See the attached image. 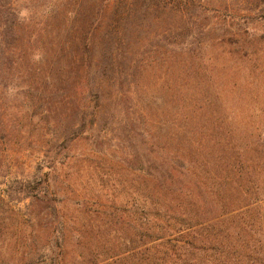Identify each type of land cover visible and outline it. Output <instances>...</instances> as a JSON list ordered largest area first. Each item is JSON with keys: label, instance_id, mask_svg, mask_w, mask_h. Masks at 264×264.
<instances>
[{"label": "rangeland", "instance_id": "obj_1", "mask_svg": "<svg viewBox=\"0 0 264 264\" xmlns=\"http://www.w3.org/2000/svg\"><path fill=\"white\" fill-rule=\"evenodd\" d=\"M11 3L0 264H264V6Z\"/></svg>", "mask_w": 264, "mask_h": 264}, {"label": "trees", "instance_id": "obj_2", "mask_svg": "<svg viewBox=\"0 0 264 264\" xmlns=\"http://www.w3.org/2000/svg\"><path fill=\"white\" fill-rule=\"evenodd\" d=\"M258 1L264 6V0ZM12 7L11 0H0V58L6 46L14 45L18 34L16 19L19 16L10 13Z\"/></svg>", "mask_w": 264, "mask_h": 264}, {"label": "clouds", "instance_id": "obj_3", "mask_svg": "<svg viewBox=\"0 0 264 264\" xmlns=\"http://www.w3.org/2000/svg\"><path fill=\"white\" fill-rule=\"evenodd\" d=\"M22 15H23V13H22Z\"/></svg>", "mask_w": 264, "mask_h": 264}]
</instances>
